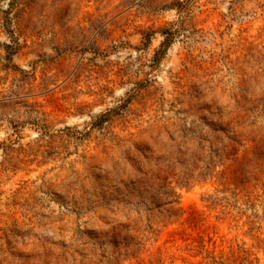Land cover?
Wrapping results in <instances>:
<instances>
[{
	"label": "rangeland",
	"instance_id": "374dc122",
	"mask_svg": "<svg viewBox=\"0 0 264 264\" xmlns=\"http://www.w3.org/2000/svg\"><path fill=\"white\" fill-rule=\"evenodd\" d=\"M0 264H264V0H0Z\"/></svg>",
	"mask_w": 264,
	"mask_h": 264
},
{
	"label": "trees",
	"instance_id": "16d2710c",
	"mask_svg": "<svg viewBox=\"0 0 264 264\" xmlns=\"http://www.w3.org/2000/svg\"><path fill=\"white\" fill-rule=\"evenodd\" d=\"M169 42H170V37L166 34L165 41L162 44V50H161V52L164 53L167 50Z\"/></svg>",
	"mask_w": 264,
	"mask_h": 264
}]
</instances>
